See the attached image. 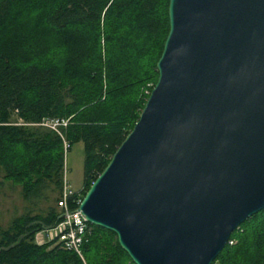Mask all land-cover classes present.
Returning a JSON list of instances; mask_svg holds the SVG:
<instances>
[{
  "label": "water",
  "instance_id": "water-1",
  "mask_svg": "<svg viewBox=\"0 0 264 264\" xmlns=\"http://www.w3.org/2000/svg\"><path fill=\"white\" fill-rule=\"evenodd\" d=\"M169 19L158 81L79 210L135 264H212L264 209V0H170Z\"/></svg>",
  "mask_w": 264,
  "mask_h": 264
},
{
  "label": "trees",
  "instance_id": "trees-1",
  "mask_svg": "<svg viewBox=\"0 0 264 264\" xmlns=\"http://www.w3.org/2000/svg\"><path fill=\"white\" fill-rule=\"evenodd\" d=\"M169 3L0 0V175L21 185L26 200L44 189L58 195L40 213L0 225V264H135L114 232L92 224L83 258L36 236L62 220L66 151L84 144L83 187L68 199L75 209L133 130L158 81ZM46 119L68 124L60 135L41 125ZM212 264H264V209Z\"/></svg>",
  "mask_w": 264,
  "mask_h": 264
},
{
  "label": "rangeland",
  "instance_id": "rangeland-1",
  "mask_svg": "<svg viewBox=\"0 0 264 264\" xmlns=\"http://www.w3.org/2000/svg\"><path fill=\"white\" fill-rule=\"evenodd\" d=\"M8 40H10V36H7L5 42ZM63 181L64 184L67 182L69 189L74 191L82 189L84 183L83 142L73 144L70 150L66 151ZM57 196V193L44 189L42 198L32 196L26 200L21 185L13 180L8 181L3 175H0V225L7 227L15 216L28 210H31L32 213H40Z\"/></svg>",
  "mask_w": 264,
  "mask_h": 264
},
{
  "label": "built area",
  "instance_id": "built-area-1",
  "mask_svg": "<svg viewBox=\"0 0 264 264\" xmlns=\"http://www.w3.org/2000/svg\"><path fill=\"white\" fill-rule=\"evenodd\" d=\"M68 121L60 119H46L41 125L47 126L61 135L60 127L67 126ZM65 150L69 147L67 141H64ZM74 193V190L68 188L65 183L63 194L58 200L57 204L62 211V220L51 230H45L36 236L37 242L44 243L46 240L57 238V243L63 248L76 252L83 258L82 245L86 237L91 232L90 223L86 217L79 210L81 200H78V206L71 209L68 199Z\"/></svg>",
  "mask_w": 264,
  "mask_h": 264
}]
</instances>
